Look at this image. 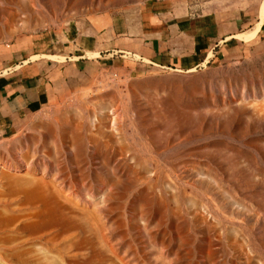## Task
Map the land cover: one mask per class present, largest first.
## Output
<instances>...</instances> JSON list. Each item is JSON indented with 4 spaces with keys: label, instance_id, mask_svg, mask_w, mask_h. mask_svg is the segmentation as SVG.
<instances>
[{
    "label": "rangeland",
    "instance_id": "374dc122",
    "mask_svg": "<svg viewBox=\"0 0 264 264\" xmlns=\"http://www.w3.org/2000/svg\"><path fill=\"white\" fill-rule=\"evenodd\" d=\"M263 2L0 0V46L48 51L80 16L120 41L0 134V264H264V26L209 58L172 49L205 13L249 30Z\"/></svg>",
    "mask_w": 264,
    "mask_h": 264
},
{
    "label": "crops",
    "instance_id": "0c3cea01",
    "mask_svg": "<svg viewBox=\"0 0 264 264\" xmlns=\"http://www.w3.org/2000/svg\"><path fill=\"white\" fill-rule=\"evenodd\" d=\"M247 17V12L230 15L226 11L194 17L189 20L185 31L188 44L183 45L181 42L172 49L185 48L198 55L212 47L213 52L207 53V58L209 54L216 56L219 48L227 46L230 41L246 43L243 37H239L240 34L245 35L256 29L254 38L260 35L264 15L261 18L259 11L254 26L249 30L240 29L243 22L249 20ZM85 21L105 19L80 16L75 19L73 35L62 38L61 35L53 34L56 39L49 43L48 51L34 50L45 42L41 41V38L46 39L44 34L43 37L33 36L26 45H22L24 43L21 41H13L9 46H0V134L18 131L29 117L41 110L61 105L76 90L84 89L99 64L109 58L105 56L106 53L118 51L120 41L111 36L110 29H102L92 22L85 25Z\"/></svg>",
    "mask_w": 264,
    "mask_h": 264
},
{
    "label": "bare ground",
    "instance_id": "6f19581e",
    "mask_svg": "<svg viewBox=\"0 0 264 264\" xmlns=\"http://www.w3.org/2000/svg\"><path fill=\"white\" fill-rule=\"evenodd\" d=\"M263 15H264V2L262 3V5H261V9H260V16H261V18L263 17ZM29 195H32L31 193H28Z\"/></svg>",
    "mask_w": 264,
    "mask_h": 264
}]
</instances>
